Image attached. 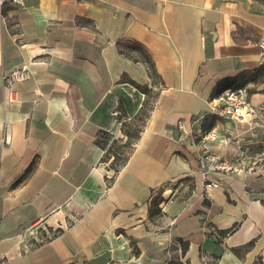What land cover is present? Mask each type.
Listing matches in <instances>:
<instances>
[{
	"label": "crops",
	"instance_id": "obj_1",
	"mask_svg": "<svg viewBox=\"0 0 264 264\" xmlns=\"http://www.w3.org/2000/svg\"><path fill=\"white\" fill-rule=\"evenodd\" d=\"M261 41L264 0L4 6L0 264H264V168L205 173L196 136L215 130L210 151L222 158L237 152L223 141L226 129L253 152L264 147V79L245 85L263 106L252 128L211 104L234 88L228 79L264 66ZM127 45L150 63L123 55ZM22 66L33 78L8 86L3 75ZM132 82L157 91L155 104L109 184L99 136L117 107L130 118L141 108L144 94ZM206 180L219 186L206 190ZM157 198L161 214L151 217ZM179 239L189 243L185 254Z\"/></svg>",
	"mask_w": 264,
	"mask_h": 264
},
{
	"label": "built area",
	"instance_id": "obj_2",
	"mask_svg": "<svg viewBox=\"0 0 264 264\" xmlns=\"http://www.w3.org/2000/svg\"><path fill=\"white\" fill-rule=\"evenodd\" d=\"M6 5L23 7L25 5V0H0V11ZM259 46L264 51L263 41L259 43ZM32 78L33 75L27 66L15 68L11 72L3 75V80L8 86H11L15 82H26ZM211 104L214 114L238 123H246L251 128L254 125L256 113L259 109L263 108V106H258L251 101L247 87L227 88L217 97L213 98ZM205 117L206 115H201L193 121L192 133L197 129L196 124H200ZM178 127L183 130V123L179 122ZM196 136L200 139L203 149L200 163L205 173L210 170H216L217 167L223 170L233 171L236 166H247L248 164H251L250 169L252 170L259 166L264 168V147H261L254 155H247L250 151L249 143H245L241 141L240 138L235 137L231 129H226L223 137V141L226 145L234 144L237 148V152L230 158H222V156L211 153V144L218 141L220 137L215 130H198ZM218 186L216 182L207 180L204 183L206 190Z\"/></svg>",
	"mask_w": 264,
	"mask_h": 264
},
{
	"label": "rangeland",
	"instance_id": "obj_3",
	"mask_svg": "<svg viewBox=\"0 0 264 264\" xmlns=\"http://www.w3.org/2000/svg\"><path fill=\"white\" fill-rule=\"evenodd\" d=\"M127 57L134 60H141L148 65V61L139 48L134 45H127L125 48ZM151 75V69L149 67ZM152 77V76H151ZM153 80H156L155 78ZM141 91V90H140ZM143 93V91H141ZM144 94V101L137 114L130 118L129 115L120 107H117V112L112 115V122L108 131L103 132L99 137L102 146H105V162L103 165L107 170L114 174L116 168L120 169L126 161V158L131 156L135 150L140 134L149 119L155 104V96L157 91L148 89ZM255 151V150H254ZM255 152L251 149L247 155H254ZM188 185V181L186 182ZM33 245L32 247H34Z\"/></svg>",
	"mask_w": 264,
	"mask_h": 264
},
{
	"label": "trees",
	"instance_id": "obj_4",
	"mask_svg": "<svg viewBox=\"0 0 264 264\" xmlns=\"http://www.w3.org/2000/svg\"><path fill=\"white\" fill-rule=\"evenodd\" d=\"M135 47V46H134ZM121 53L125 56H127V51L124 48L120 49ZM143 55H145V58L147 59L148 63H150V60L148 58V56L142 52ZM264 79V66L260 67L259 69L255 70V71H247L245 73H243L239 78L236 79H228V82L230 84H232L234 86V88H239V87H245V85H247L250 82H257L259 80H263ZM138 89H140L141 91H143V93H146V91L148 90V88L146 86H142L139 85L135 82H132ZM223 91V90H222ZM142 132V131H141ZM140 137V136H139ZM103 148L105 149V146H103ZM130 156L126 158L125 163L123 164V166L118 169L116 168L114 170V174L111 178H109V184L112 183V181L114 180L115 176L118 174V172L125 166V164L127 163V161L129 160ZM102 162H105V155L102 159ZM163 202V200L161 198H157L154 202L153 205L151 207V212H150V216L153 217L155 215H160L161 214V209L159 207L160 203ZM176 245H180L181 246V251L183 254H185L189 243L183 241L182 239H179L176 241ZM250 246V244L248 245V247Z\"/></svg>",
	"mask_w": 264,
	"mask_h": 264
}]
</instances>
